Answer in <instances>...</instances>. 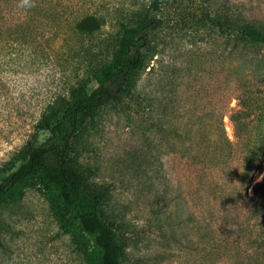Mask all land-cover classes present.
<instances>
[{
    "label": "rangeland",
    "instance_id": "rangeland-1",
    "mask_svg": "<svg viewBox=\"0 0 264 264\" xmlns=\"http://www.w3.org/2000/svg\"><path fill=\"white\" fill-rule=\"evenodd\" d=\"M80 3L109 12L96 37L115 43L117 22L149 0H46L45 7L51 14ZM157 15L162 24L149 34L135 91L97 110L72 139L71 159L100 196L122 264H240L249 249L239 219L244 194L264 207V47L238 36L245 23L264 24V0H161ZM54 18L33 22L29 46L0 52V178L48 137L39 122L60 116L52 115L69 86H95L79 53L88 39L68 30L67 61L63 25L72 18ZM82 246L50 187L30 181L0 204V264H82Z\"/></svg>",
    "mask_w": 264,
    "mask_h": 264
},
{
    "label": "trees",
    "instance_id": "trees-1",
    "mask_svg": "<svg viewBox=\"0 0 264 264\" xmlns=\"http://www.w3.org/2000/svg\"><path fill=\"white\" fill-rule=\"evenodd\" d=\"M33 1H40V6L34 8ZM160 4L161 0H149L147 5L132 11L125 22H117L119 36L112 43L107 35L96 37L103 32L107 21L104 16H109V12L99 11L93 5L82 3L76 5L75 10L63 8L59 13L49 14L45 7L46 0H6L5 7L0 3V39L2 34L5 36L4 44L0 45L3 55L12 44L15 47L29 46V38L36 30L33 29V22L39 19L43 21L49 15L56 17L52 21L61 19L64 14L72 18L64 19L63 25L62 45L66 48L67 61L73 58L66 35L68 30H73L80 38L88 39V45L81 44L77 48L82 58H85L84 66L91 67L89 72L95 81L94 88L87 91L86 80H79L69 86L59 98L52 115L60 116L51 123L44 114L39 122V127L48 130V137L38 144L30 145L26 160L0 178V204L6 199L16 198L21 188L30 181L50 187L56 193L63 208L73 215L81 232L83 246L79 254L82 264H122L123 250L114 227L103 217L100 196L89 191L83 173L71 159L72 139L97 110L120 95H131L135 91L136 72L143 65L144 51L150 44L149 34L162 24L157 15ZM73 12L77 13L73 15ZM240 30L238 40L242 44L264 47V24L245 23ZM10 63L11 60H6L4 65L10 66ZM142 100L147 102L151 110L149 97L143 96ZM148 121L154 126L153 118L148 116ZM243 200L246 203L245 213L239 219L245 229H242V239L246 241L247 238L249 249L240 264H264V212L254 219L250 217L251 211H263L264 207L259 205L256 208L247 193Z\"/></svg>",
    "mask_w": 264,
    "mask_h": 264
}]
</instances>
